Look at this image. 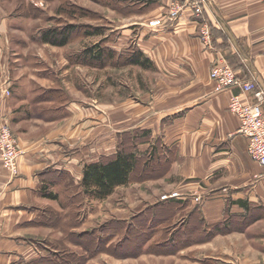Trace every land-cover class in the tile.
<instances>
[{"label": "crops", "instance_id": "crops-1", "mask_svg": "<svg viewBox=\"0 0 264 264\" xmlns=\"http://www.w3.org/2000/svg\"><path fill=\"white\" fill-rule=\"evenodd\" d=\"M168 2L164 0L150 14L164 16ZM178 2L183 10L173 25L152 28L148 19L142 18L123 27L154 62V71L174 82L157 86L159 99L134 113L133 125L121 131L104 127L91 134L67 136L65 142L41 150L26 149V155L18 160L16 176L10 175L0 159V264H27L40 256L38 246L22 232L37 227L43 212L38 207L41 196L54 200L42 193L51 183L46 173L64 171L80 181L85 162L115 154L120 132L136 128L149 131L148 138L138 145L139 154L154 147L156 139L174 150L173 155L164 153L171 162L166 172L178 176V191L187 194L178 198V220L189 218L192 223L189 229L178 225V235L184 232L193 244L207 241L214 245L208 248L212 256L206 257V264H242L224 247V243L239 244L228 238L234 233L242 236L240 242L247 247L237 246L238 250L250 251L252 260L264 258V166L250 158L248 140L239 133L240 119L229 110L230 94L239 93V89L214 92L211 74L223 55L240 77L256 78L264 88V0ZM196 6L202 8L201 15ZM205 24L211 28L210 46L201 39ZM1 71L0 123L14 126L36 117L41 100L46 98L36 86L15 82L7 69ZM72 106L64 102L61 114L73 117L81 113ZM262 107L264 111V104ZM21 148L25 150L23 143ZM196 196H202L203 202H197ZM195 216L201 220L200 230L192 222Z\"/></svg>", "mask_w": 264, "mask_h": 264}, {"label": "rangeland", "instance_id": "rangeland-1", "mask_svg": "<svg viewBox=\"0 0 264 264\" xmlns=\"http://www.w3.org/2000/svg\"><path fill=\"white\" fill-rule=\"evenodd\" d=\"M150 13L143 0H0V78L3 79L1 69L5 68L15 82L36 86L39 95L46 98L41 100L36 117H28L14 126L9 124L19 146L24 144L25 150L21 148L19 158L26 155V149L41 150L63 143L67 136L91 134L104 127L126 129L134 124L131 117L134 113L147 103L157 102L159 84H174L154 69L127 64V56H120L138 47L123 27L142 18L149 22L160 17ZM68 25L76 26L77 32L65 46L41 40L44 30ZM90 27L101 28L103 35L86 36L85 31ZM100 42L119 51V57L102 65L76 59L88 46ZM3 83L1 80L0 88ZM173 100L175 97L168 103ZM64 102L72 103L74 110L80 108L81 113L73 117L62 115ZM161 126L164 129L165 122ZM52 134L56 138L50 139ZM139 169L133 181L117 187L105 199L83 193L80 181L73 175L50 186L53 189L49 187V191L56 199L41 196L38 207L45 216L35 229L22 232L38 246L40 256L47 251L52 257L44 259L42 264H70L61 257L67 256L66 247L70 255L76 254L72 264H206L209 259L206 257L212 256L208 248L214 245H208L207 241L193 244L184 232L175 233L178 225L191 228L189 218L174 219L157 229V224L149 227L140 224L142 220L137 216L147 214L149 205L156 206L164 201V196L169 198L175 192L182 195L179 198L187 194L178 191V176L170 175L164 167L159 169L156 160L143 172ZM200 197L199 201L195 200L202 203L203 197ZM53 211L65 213V222L71 218L70 236L66 233L67 226L63 227ZM154 211V215L162 216L173 212L169 208ZM112 223L117 224L119 235L110 237L103 233L99 237V232L96 234L97 229L100 234L110 230ZM166 228L167 236L162 231ZM151 229H155L154 232L151 233ZM230 237L231 241L239 242L238 247L247 249L244 241L240 242L243 240L240 234ZM224 244L242 264L254 261L264 264L262 257L252 260L253 257L248 256L250 251ZM97 245L101 247L99 252L92 254L86 250ZM42 248L46 250L42 252Z\"/></svg>", "mask_w": 264, "mask_h": 264}, {"label": "trees", "instance_id": "trees-1", "mask_svg": "<svg viewBox=\"0 0 264 264\" xmlns=\"http://www.w3.org/2000/svg\"><path fill=\"white\" fill-rule=\"evenodd\" d=\"M132 2V0H128ZM147 5L148 9L152 10L159 6L162 2L160 0H143ZM77 27L74 25H68L66 28H49L43 31L41 40L46 43H50L55 46H65L71 41L74 35L77 32ZM86 36L94 35H103V30L101 28H88L85 31ZM121 54L119 51L114 50L111 47L104 46L102 42L88 46L81 54L76 56L77 60H82L83 62L91 64H104L111 59H115L116 56L119 57ZM120 56H127L126 63L141 66L142 68H155L154 62L150 60L143 51L137 48H130L124 54ZM130 133V134H128ZM149 136V131L147 130H136V131H127L125 134L121 133L119 135L118 150L115 154L109 156H103L100 161L88 163L85 162L82 168L83 176L80 180V186L82 192L87 195L93 196L99 199H105L112 195L117 187L124 186L133 181L134 175L137 173L138 169L140 172H143L144 168L148 167L149 164L153 163L155 160L159 164L160 168H165V171H168L170 167L169 161H167L164 153L165 151L173 155L174 150H169L168 147L164 146L162 140H158L154 147H151L146 154H139L138 145L144 139H147ZM48 175L49 183L52 185H58L61 183V180L69 178L70 176L64 171L50 170L46 173ZM50 184H46L42 188V193L44 197L56 199V195L53 192L47 190L50 187ZM180 199V198H179ZM70 201V199H68ZM155 208L160 210L171 209L173 212L169 215H159L158 213L154 215ZM54 217L58 218V221L61 220L63 227L67 226L66 233L71 235L69 231L70 221L64 220L65 213H60L58 211H53ZM148 214V216H147ZM147 214H142L137 216L142 221L140 224H143L147 227L156 225V229L162 227L163 225L170 224L174 219H178V198L169 199L166 201H160L156 206L150 207L147 210ZM45 216L44 212L38 217V224L40 219ZM49 219V218H48ZM139 219V220H140ZM194 226L199 230L202 228L201 220L195 216L192 218ZM59 226V224H57ZM167 225V226H168ZM155 229L149 230L151 233ZM163 235H168L167 228L162 230ZM174 231V229H173ZM99 232V237L103 233L107 236L112 237L113 235H119L121 231L117 229V224L112 223L111 229L100 234V230H96V234ZM144 233V232H143ZM175 233L178 234V230H175ZM92 234V233H90ZM92 236V235H91ZM98 237V236H96ZM100 239V238H99ZM81 243V246L85 248V245ZM120 243V242H119ZM46 249L42 248V252ZM65 250L68 251L67 256H61L63 260H66L68 263L72 264L76 260V254L70 255L69 249L67 247ZM90 250L93 253L99 252L101 250L100 245L90 247L86 249ZM60 256V255H58ZM52 258L49 256V253L46 251L45 254L39 256L35 261L29 262L27 264H42L44 259ZM83 260V259H82ZM82 262L81 260L79 261Z\"/></svg>", "mask_w": 264, "mask_h": 264}, {"label": "built area", "instance_id": "built-area-1", "mask_svg": "<svg viewBox=\"0 0 264 264\" xmlns=\"http://www.w3.org/2000/svg\"><path fill=\"white\" fill-rule=\"evenodd\" d=\"M206 1V0H204ZM183 6L178 0H169L167 12L164 16L148 22L152 28H163L173 25L181 17ZM198 14H202L201 7L196 6ZM201 39L206 46L212 43L211 28L205 24L201 30ZM212 79L214 80V92H227L239 89V93H231L229 98V110L240 119L239 133L248 140V154L253 161L264 166V88L260 86L256 78L245 79L237 74L235 68L223 55L212 66ZM252 96V99H250ZM21 147L13 136L7 121L0 123V159L10 175H18V158ZM180 193L162 200L166 201L179 198ZM200 200V196L195 197Z\"/></svg>", "mask_w": 264, "mask_h": 264}]
</instances>
